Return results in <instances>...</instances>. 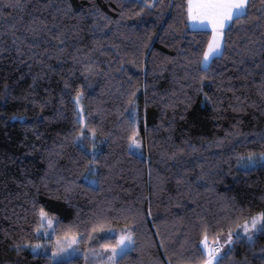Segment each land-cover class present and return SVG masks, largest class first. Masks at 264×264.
<instances>
[{
	"label": "trees",
	"instance_id": "trees-1",
	"mask_svg": "<svg viewBox=\"0 0 264 264\" xmlns=\"http://www.w3.org/2000/svg\"><path fill=\"white\" fill-rule=\"evenodd\" d=\"M208 40L186 0H0V264H95L126 226L116 264H202L205 235L264 212V164L237 166L264 152V0L202 67ZM71 234L81 255L53 261ZM220 251L264 264V229Z\"/></svg>",
	"mask_w": 264,
	"mask_h": 264
},
{
	"label": "snow or ice",
	"instance_id": "snow-or-ice-1",
	"mask_svg": "<svg viewBox=\"0 0 264 264\" xmlns=\"http://www.w3.org/2000/svg\"><path fill=\"white\" fill-rule=\"evenodd\" d=\"M247 3L248 0H186V14L188 20L193 22L207 21L208 24L211 25L212 36L203 51L200 62L202 67H206L207 62L213 56L223 54L222 44L224 29L229 21L239 19L245 14ZM79 95L80 93H77V97H79ZM81 123L83 124V120H81ZM82 135V133L78 134L76 139H81ZM135 135L136 132L133 131V136ZM129 139H132V137H129ZM135 142L136 141L133 140V143ZM241 161L248 167H254L258 163L264 164V152H261L259 157L249 153L247 157H241ZM39 215L42 221L47 218V213L43 208L40 209ZM100 220L102 223L103 218H100ZM48 224L51 226L52 220L49 219ZM237 227H242L243 233L251 239L253 231L258 228L264 229V212L254 215L251 218L250 224L245 220L242 226L238 225ZM93 230L95 231L96 229L94 228ZM106 231L111 233L112 229H107ZM239 236L240 233L238 231L229 229L227 239L224 243L231 244L233 238H239ZM66 240L68 241V247L55 248L53 250V257L63 256L68 251V248L76 243L77 236H72L71 238L66 237ZM200 243L204 246V253L206 256L202 264H220V259L222 258L220 247H209L206 235ZM34 247L38 248L39 245H34ZM132 247H134V236L127 226L121 230V234L117 236L115 244L104 243L101 245V248L104 249L106 253H111V255L107 257L110 264H116L118 259Z\"/></svg>",
	"mask_w": 264,
	"mask_h": 264
},
{
	"label": "rangeland",
	"instance_id": "rangeland-1",
	"mask_svg": "<svg viewBox=\"0 0 264 264\" xmlns=\"http://www.w3.org/2000/svg\"><path fill=\"white\" fill-rule=\"evenodd\" d=\"M231 21H229V23L226 25V27L231 23ZM188 23H189V27L192 28V29H206V30H208L209 31V39L211 38V36H212L211 25L208 24L207 21H202V22L201 21H197V22H193V21H189L188 20ZM210 60L207 62V65L209 64ZM77 100H78V98H75V102H76L77 109H78V112H79L78 113V118L80 120H83V114H82L81 105H80L79 101L77 103ZM134 141H136V142L135 143L132 142V146L134 148L138 149L140 147V141H138L137 139H134ZM247 155H243L241 157H247ZM259 155H260V153L254 154V156H256V157H259ZM241 157H240V159H239V161L237 163V166H239L241 168H248V166H246L241 161ZM85 179L87 181H89L90 183H95V178L93 176H86ZM259 213H261V212H257L254 215H257ZM254 215H252L249 219H247V221L249 222V224L251 223V218ZM49 219L52 220V225L51 226H49V224H48V220ZM242 225H243V223H242ZM52 228H53V219L51 217L47 216V218L43 220V227L40 229L41 238L38 239L37 241L33 242V243L25 244L24 247H26L27 249H29L33 253H40L42 251H46L47 248L45 249V247H46V244L49 242L48 238L50 236V233H51ZM259 229L260 228H258L257 230L253 231L252 235L255 234ZM238 232L239 233H242L243 235H245L243 233V228L242 227H239ZM227 235H228V233L222 234V235H220L217 238V242L220 244V246L222 247L223 250L229 249L232 246V243H233V241H232L231 244H225L224 243V241L227 239ZM72 236H77L76 243L73 244V245H71V247L68 248V251L63 256L53 257V250L55 248H58V247H68V241L66 240V237L67 238H71ZM246 237L248 238V236H246ZM214 243L215 242H213L212 244H214ZM34 245H39V247L38 248H35ZM208 246L210 247L209 244H208ZM202 247L204 249V246L203 245H202ZM48 249H50V253H51V257H52V260L53 261H59V260L61 261V260L69 259V258H72V257L79 256L82 253L81 249L78 247V235H76V234H71V235H66V236H61V237L54 238L53 241H52V247H50ZM99 255H101L100 256V259H99L98 263L96 262L95 264H110V262L107 259V257L109 255H111L110 252H107L106 253L105 250L102 249V251L99 252L98 256ZM93 256H94V254L91 255V257H93Z\"/></svg>",
	"mask_w": 264,
	"mask_h": 264
},
{
	"label": "built area",
	"instance_id": "built-area-1",
	"mask_svg": "<svg viewBox=\"0 0 264 264\" xmlns=\"http://www.w3.org/2000/svg\"><path fill=\"white\" fill-rule=\"evenodd\" d=\"M217 246H219L220 249H221V246H220V244L218 242H215L214 244H212V247H217Z\"/></svg>",
	"mask_w": 264,
	"mask_h": 264
}]
</instances>
